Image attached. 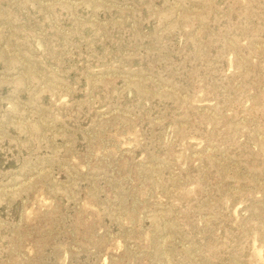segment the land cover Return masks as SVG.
<instances>
[{"label": "rangeland", "instance_id": "rangeland-1", "mask_svg": "<svg viewBox=\"0 0 264 264\" xmlns=\"http://www.w3.org/2000/svg\"><path fill=\"white\" fill-rule=\"evenodd\" d=\"M0 264H264V0H0Z\"/></svg>", "mask_w": 264, "mask_h": 264}]
</instances>
